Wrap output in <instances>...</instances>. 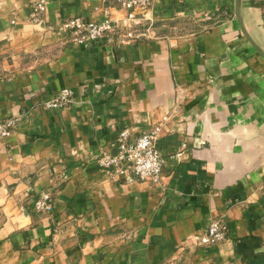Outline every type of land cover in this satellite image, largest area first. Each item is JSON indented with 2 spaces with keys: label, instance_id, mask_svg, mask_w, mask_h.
I'll return each instance as SVG.
<instances>
[{
  "label": "crops",
  "instance_id": "obj_1",
  "mask_svg": "<svg viewBox=\"0 0 264 264\" xmlns=\"http://www.w3.org/2000/svg\"><path fill=\"white\" fill-rule=\"evenodd\" d=\"M37 1L0 0V120L17 118L0 139V264H264V0H45L34 23ZM106 14L138 38L57 29ZM156 124L158 182L97 165L120 129ZM213 219L225 239L198 244Z\"/></svg>",
  "mask_w": 264,
  "mask_h": 264
},
{
  "label": "built area",
  "instance_id": "obj_2",
  "mask_svg": "<svg viewBox=\"0 0 264 264\" xmlns=\"http://www.w3.org/2000/svg\"><path fill=\"white\" fill-rule=\"evenodd\" d=\"M154 0H120V5L127 11L147 10ZM45 10V0H38L30 9V21L38 23ZM122 25L111 15L88 22L79 16L69 17L61 21L57 27L64 33L71 43L89 46L98 42L112 45H123L138 38V34ZM69 102L66 90L49 101L47 104L62 107ZM17 123L16 117L0 120V139L9 136ZM161 125L156 124L142 131L136 132L132 127H123L115 139V152H102L97 158V165L108 175L116 176L124 181H159L163 157L158 145L161 135ZM33 209L36 213H48L52 210L49 191H42L34 200ZM226 237V227L219 219L210 221L205 230L196 239L200 245H215Z\"/></svg>",
  "mask_w": 264,
  "mask_h": 264
},
{
  "label": "rangeland",
  "instance_id": "obj_3",
  "mask_svg": "<svg viewBox=\"0 0 264 264\" xmlns=\"http://www.w3.org/2000/svg\"><path fill=\"white\" fill-rule=\"evenodd\" d=\"M177 24H178V27H181V30H177V32H179V33L183 32L184 30L189 31L190 29H192L191 22H187L186 20L180 21ZM168 31H169V28L164 29V32H168ZM187 31H185V32H187Z\"/></svg>",
  "mask_w": 264,
  "mask_h": 264
},
{
  "label": "water",
  "instance_id": "obj_4",
  "mask_svg": "<svg viewBox=\"0 0 264 264\" xmlns=\"http://www.w3.org/2000/svg\"><path fill=\"white\" fill-rule=\"evenodd\" d=\"M236 16H237V18L239 19V14H238V12L236 13Z\"/></svg>",
  "mask_w": 264,
  "mask_h": 264
}]
</instances>
